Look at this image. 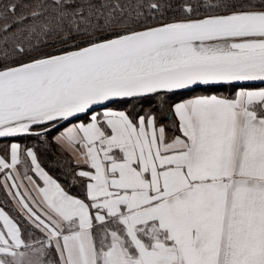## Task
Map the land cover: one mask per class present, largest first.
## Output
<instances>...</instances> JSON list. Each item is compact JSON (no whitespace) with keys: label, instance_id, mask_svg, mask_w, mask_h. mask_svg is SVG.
Wrapping results in <instances>:
<instances>
[{"label":"snow or ice","instance_id":"1","mask_svg":"<svg viewBox=\"0 0 264 264\" xmlns=\"http://www.w3.org/2000/svg\"><path fill=\"white\" fill-rule=\"evenodd\" d=\"M0 189V264H264V0H0Z\"/></svg>","mask_w":264,"mask_h":264},{"label":"trees","instance_id":"2","mask_svg":"<svg viewBox=\"0 0 264 264\" xmlns=\"http://www.w3.org/2000/svg\"><path fill=\"white\" fill-rule=\"evenodd\" d=\"M29 146H32L34 141L27 142ZM38 158L42 167L54 178H56L65 188L73 194H79L80 188L78 185L72 184L71 171L75 169L74 164L68 163L72 160V155L68 152H61L58 148L53 145L48 147L47 145L36 146ZM8 200V197L2 189H0V204H3ZM9 205L11 202H8Z\"/></svg>","mask_w":264,"mask_h":264},{"label":"crops","instance_id":"3","mask_svg":"<svg viewBox=\"0 0 264 264\" xmlns=\"http://www.w3.org/2000/svg\"><path fill=\"white\" fill-rule=\"evenodd\" d=\"M29 174H30V175H33V176H34V178L38 180V178H37V177H35V175H34L33 173H29ZM38 182H40V181L38 180ZM40 183H42V182H40Z\"/></svg>","mask_w":264,"mask_h":264}]
</instances>
